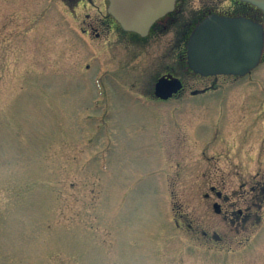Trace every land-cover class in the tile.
<instances>
[{
  "label": "rangeland",
  "instance_id": "obj_1",
  "mask_svg": "<svg viewBox=\"0 0 264 264\" xmlns=\"http://www.w3.org/2000/svg\"><path fill=\"white\" fill-rule=\"evenodd\" d=\"M98 2L0 0V264H264V210L236 232L203 199L264 174V65L155 101L202 79L169 36L86 33Z\"/></svg>",
  "mask_w": 264,
  "mask_h": 264
},
{
  "label": "flooded vegetation",
  "instance_id": "obj_2",
  "mask_svg": "<svg viewBox=\"0 0 264 264\" xmlns=\"http://www.w3.org/2000/svg\"><path fill=\"white\" fill-rule=\"evenodd\" d=\"M71 13L76 6L80 4H95L96 0H62ZM95 11L92 13V23L85 29L86 33H131L134 42L140 47L150 46V43L157 47V43L162 37L169 36L170 42L163 46L169 48L173 53H177L178 58L182 60V66L185 72L191 73L201 78V87H193L188 81L181 79L182 88L173 94V97L188 90V97L215 93L219 87L218 79L232 77L236 75H201L193 72L188 64L187 52L189 36L194 28L207 19L211 14L225 15L229 17H244L257 21L263 28V46L262 55L259 63L251 69L246 75H252V72L261 65H264V11L241 0H175L173 8L157 17L151 25L143 32L126 30L118 22L116 17L110 11V0H98ZM228 5L227 9L232 11L220 10L223 4ZM220 7V8H219ZM72 14V13H71ZM86 16H90L86 13ZM95 23V25H93ZM213 31H203L202 33H212ZM138 33H146L140 35ZM97 35V34H96ZM182 55V57H179ZM173 71H165L162 74ZM161 75V74H160ZM208 81V82H207ZM205 83V84H204ZM200 84V85H201ZM214 96V94H213ZM158 100V99H156ZM264 134V132L247 131L242 133L243 139H254V135ZM264 140V136L262 137ZM224 179L219 177L216 184H210L208 190L203 193L205 201L214 196L212 208L215 213L221 216L222 221L229 224L230 229L236 232L246 231L250 226H254L261 220L260 212L264 210V174L257 173L253 180L243 182L233 189H226ZM179 223V219H176ZM219 241V240H218Z\"/></svg>",
  "mask_w": 264,
  "mask_h": 264
},
{
  "label": "water",
  "instance_id": "obj_3",
  "mask_svg": "<svg viewBox=\"0 0 264 264\" xmlns=\"http://www.w3.org/2000/svg\"><path fill=\"white\" fill-rule=\"evenodd\" d=\"M247 1L264 11V0ZM110 11L126 30L143 32L160 15L173 8L175 0H110ZM213 31L212 33H202ZM144 35L145 33H139ZM262 26L248 18L213 14L195 28L188 41V64L202 75H244L260 60ZM181 88L179 78L160 76L154 94L167 99Z\"/></svg>",
  "mask_w": 264,
  "mask_h": 264
}]
</instances>
